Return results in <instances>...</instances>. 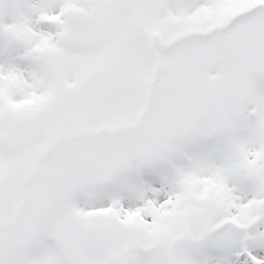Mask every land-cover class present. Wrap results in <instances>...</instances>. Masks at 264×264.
I'll list each match as a JSON object with an SVG mask.
<instances>
[{"label": "snow or ice", "instance_id": "1", "mask_svg": "<svg viewBox=\"0 0 264 264\" xmlns=\"http://www.w3.org/2000/svg\"><path fill=\"white\" fill-rule=\"evenodd\" d=\"M0 264H264V0H0Z\"/></svg>", "mask_w": 264, "mask_h": 264}]
</instances>
